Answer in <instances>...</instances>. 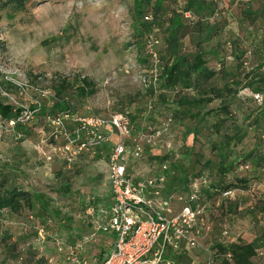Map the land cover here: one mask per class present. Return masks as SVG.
I'll return each mask as SVG.
<instances>
[{
  "label": "trees",
  "instance_id": "1",
  "mask_svg": "<svg viewBox=\"0 0 264 264\" xmlns=\"http://www.w3.org/2000/svg\"><path fill=\"white\" fill-rule=\"evenodd\" d=\"M77 1L83 4L90 0ZM30 2L0 0V25L4 20L12 22L26 14ZM127 13L132 29L128 48L134 50V62L144 78L139 96L146 101L134 107L123 105L119 113L129 123L126 145L132 147L134 141L141 140L143 146L140 158L126 157L128 174L143 183L164 177L160 191L172 197L170 209L174 213L186 204L207 208L208 203L214 202L217 213L225 219V240L213 247V259L217 262L211 261L212 264H256L258 242L230 241L228 222L231 217L241 216L244 210L254 212L259 208L264 212L263 199L254 202L253 211L240 203L243 193H253L254 186L264 182V0H128ZM232 22L237 31L230 28ZM1 33L0 46L3 45ZM244 89L259 95L261 101L253 96L240 100ZM96 93L94 84L87 78L60 79L52 86L48 102L31 107L37 110L33 125L16 123L14 131L22 138L21 142L38 129L54 133L53 119L76 117L75 102L81 103ZM215 102L218 106L210 109ZM22 112V108L0 97V122L6 127ZM78 119L81 117L75 120L76 127H70L71 140H75L74 132L80 128ZM171 129L181 142L174 158L165 144L173 145L172 141H161ZM103 135H107V130ZM85 136L81 133L83 141L89 140ZM82 140L75 141L72 148L78 149ZM105 142L84 150L93 148L89 156L95 161L104 156L109 158L112 149ZM202 143L209 147L208 154L196 151V146ZM68 145L69 140L65 147ZM148 158L151 175L147 178L133 175V164ZM73 163L65 162L56 171L55 181L44 190L18 183V179L26 178V173L17 166L5 163L0 167V217L26 213L34 230L20 240H14L8 230L1 233L0 264H50L57 253H40L36 246L37 242H44L38 239L40 230L48 235L53 233L54 241L60 240L72 248L93 233L92 219L84 216L79 220L78 214L81 210L98 212L109 207L112 195L103 204L91 199L76 212L68 210L61 202L74 193V181L82 171ZM107 174L109 180L108 165ZM229 192L232 195L225 197ZM193 193L197 201L191 199ZM204 215L201 226L209 235L212 227L205 222L209 216ZM62 231L67 234L65 239L57 237ZM113 241L112 235L97 234L96 240L85 246L82 258L89 261L95 257L102 264L107 253L104 248ZM101 242L106 245L94 249ZM174 257L168 249L162 264L175 260Z\"/></svg>",
  "mask_w": 264,
  "mask_h": 264
},
{
  "label": "rangeland",
  "instance_id": "2",
  "mask_svg": "<svg viewBox=\"0 0 264 264\" xmlns=\"http://www.w3.org/2000/svg\"><path fill=\"white\" fill-rule=\"evenodd\" d=\"M127 7L128 0H90L83 4L77 0H31L26 14L19 15L12 22L4 20L0 25L3 36V45L0 46V86L18 104L31 108L36 102H48L52 96V86L64 78L69 81H74L79 76L87 78L97 91L93 97L81 103L75 102L76 117H60L63 126L56 124L59 117L53 119L52 126L55 130L51 134L38 129L31 138L21 142L22 138L14 128L6 127L0 122V167L9 163L13 167L17 166L20 171L23 170L26 178L24 176L20 181L18 179L21 185L44 190L55 181L56 171L64 167L65 162H74L73 164L81 167L82 171L74 181V193L61 202L72 212L82 209L84 202L91 199L100 200V204H103L102 201L109 200L112 192L107 174L108 156L95 161L89 156L93 148L80 151L73 146L68 150L65 145L72 133L70 127H76L77 117L89 115L88 117L109 120L121 113L123 105L134 107L135 104L139 106L146 102L139 96L145 81L134 62V50L128 48L132 29ZM230 28L233 31L238 29L235 22L231 23ZM214 64L215 61H212V66ZM251 97L247 89L240 93V100ZM217 106L218 102H215L210 109ZM33 121L34 119L26 124L33 125ZM65 128H68V135ZM102 133H106V130H102ZM175 137L176 132L171 129L161 139L162 142L172 141L174 148L169 152L171 158L176 156L180 142ZM105 143L112 149L117 143L116 137ZM159 143L163 145L160 141ZM200 150L203 154L209 153V147H204V143L196 146V151ZM164 154L168 152L165 151ZM133 166V175L145 178L151 175L149 158ZM252 190L253 193H243V199L240 200L243 208L250 211H253L254 202L258 198L264 201V182H258ZM161 200H168L165 193ZM242 213L236 218H229L228 239H241L246 243L257 241L259 256L255 262L264 264V212L258 208L254 212L244 210ZM25 214L7 215L8 218L5 216L4 219L0 217V235L8 230L14 240L29 236L34 230L30 228L32 220L27 221ZM78 215L77 218L81 220L86 211L81 210ZM204 216H209L205 218V222L211 225L212 233L199 240L196 249L181 255L182 264H192L197 258L203 259V256L204 261L210 258L217 262L213 259V247L218 241L225 240V219L217 213L214 202L207 204ZM63 232L58 233L57 237L65 239L67 234ZM54 237L53 233L48 235L42 230L38 231V239L44 241L40 244L39 240L37 242L40 253L55 252ZM103 245L106 244L101 242L94 249L99 250ZM111 246L109 244L104 248L107 251L104 256H107ZM59 258L57 255L53 257L55 260ZM89 261L91 264H99L95 257H90Z\"/></svg>",
  "mask_w": 264,
  "mask_h": 264
},
{
  "label": "built area",
  "instance_id": "3",
  "mask_svg": "<svg viewBox=\"0 0 264 264\" xmlns=\"http://www.w3.org/2000/svg\"><path fill=\"white\" fill-rule=\"evenodd\" d=\"M251 96L261 101L259 95L251 93ZM0 97L23 109L16 120L8 123L9 127L14 128L16 123L26 124L34 119L37 110L33 111L18 104L1 86ZM35 105L40 106L38 102ZM77 122L80 128L74 132L75 140L68 138V150L75 141L82 140L81 133L89 140L81 141L80 151L116 137L117 143L112 148L108 162L112 203L98 212L94 209L86 211L85 218L92 219L93 233L85 236L76 247H66L60 240H55L54 248L60 260L50 259L49 263L90 264L87 259L82 258V254L85 246L96 240L97 234L114 237L111 249L102 264H162L168 249L179 252L185 241L189 248H194L197 241L190 235L202 220L206 206L193 208L186 204L179 212L174 213L170 209L172 197H168L166 202L161 200L163 193L160 191V185L164 182V177L143 183L136 182L128 174L126 157L140 158L143 155V146L141 140L134 141L132 147L126 145L129 123L123 115H114L109 120L92 116L78 119ZM56 124L63 126L60 117ZM102 130H107L106 136ZM165 144L168 150H172L171 143ZM231 195L229 192L225 197ZM196 196V193H193L191 199L197 201ZM166 264L175 263L168 261Z\"/></svg>",
  "mask_w": 264,
  "mask_h": 264
},
{
  "label": "crops",
  "instance_id": "4",
  "mask_svg": "<svg viewBox=\"0 0 264 264\" xmlns=\"http://www.w3.org/2000/svg\"><path fill=\"white\" fill-rule=\"evenodd\" d=\"M201 225H203V223L201 224ZM200 225V227L198 228V226L196 227V229H195V232L194 233H192L191 235H190V237L191 238H194L196 241H197V245L199 244V240H201L202 238H205L206 236H207V229H205L203 226H201ZM187 241H185V242H183V244H182V247H181V249H180V251L179 252H174L173 251V254H174V256L176 257H174L175 258V260L174 259H172V262L173 263H175V264H182L181 263V255L183 254V253H189L191 250H193V249H196V247H197V245L194 247V248H189L188 246H187V243H186ZM179 256V257H178ZM197 261H200V263L201 264H208L211 260H210V258H208L207 260H205L204 261V256H203V259H199V258H197V260L195 261H193L192 262V264H200L199 262H197ZM203 261V262H202Z\"/></svg>",
  "mask_w": 264,
  "mask_h": 264
}]
</instances>
